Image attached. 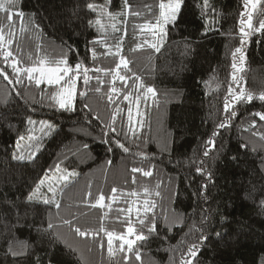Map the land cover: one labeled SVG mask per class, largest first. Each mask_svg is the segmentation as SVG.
<instances>
[{"label":"trees","instance_id":"trees-1","mask_svg":"<svg viewBox=\"0 0 264 264\" xmlns=\"http://www.w3.org/2000/svg\"><path fill=\"white\" fill-rule=\"evenodd\" d=\"M87 2L101 5L105 0ZM161 2L129 0L131 9L121 16L123 0H111L108 10L117 14L113 20L89 13L85 0H17L8 14L23 11L24 16L13 15L12 29L7 27V14L0 12V27L5 39L12 32L10 50L19 67L34 66L43 57L58 60L66 55L72 66L82 62L91 69L92 77L88 86L82 75L77 82L75 111L61 110L50 99L56 90L53 86H37L25 77L23 83L8 84L0 77V264H34L32 249L43 258V264H124L126 254L130 256L128 264H180L188 245L197 240L190 228L198 223L202 207H210L213 213L211 228L206 229L210 240L203 246L198 264H264V208L245 195L250 182L259 178L252 173L264 156V122L254 115L264 112V101L259 99L264 94V31L259 30L264 22V0L253 13L252 29L248 30L252 35L248 37L240 31L247 0H209L208 10H202V0H184L179 19L169 26L166 41L157 52L149 47L155 41L142 25L155 23ZM97 19L100 25L89 26V20ZM94 38L101 41L94 46L95 58L86 51V45L93 48L89 41ZM117 44L120 52L114 55ZM238 47L243 48V61L239 54L234 60ZM120 56L129 61L131 69H120L121 75L128 77L126 83L113 81ZM233 63L237 64L239 87L233 83ZM0 67H5L2 55ZM97 68L102 71L96 72ZM6 70L11 74V69ZM140 82L153 87L156 95H149L147 102L141 98L137 106L136 96L143 93V89L137 90ZM230 85L236 92L251 93L253 100L234 103L237 115L229 127L220 129L213 149L206 142L225 117ZM112 87L118 90L113 95L115 103L108 99ZM81 91L87 96L79 95ZM129 93L131 99L124 100ZM117 107L115 127L129 148L127 153L115 146L109 152L101 138ZM129 108L135 136L128 132ZM29 118L37 123L29 125ZM139 120L144 122L142 128L137 125ZM40 121L54 124L56 131L48 136L42 131L31 138ZM35 137H42L36 159L14 160L13 153L18 154V147L28 139L32 151L36 150ZM84 144L89 146L87 150ZM241 144L247 148L242 149ZM205 150L209 151L207 157L203 156ZM201 160L214 178L208 187V204L193 195L205 179L196 172ZM133 167L151 170L153 175L133 174ZM64 170L78 175L69 178L63 194L57 191L59 210L26 202L45 173L51 176ZM61 187L63 183L57 189ZM145 187L151 195H145ZM100 194L105 196V207H91ZM145 199L155 202L148 218L155 216L160 237H152L146 244L137 241L134 247L141 252L140 261L134 253L120 252L118 239L113 241L115 255L110 256L106 232L126 235L129 220L138 232H146L139 223L144 214L141 211L138 217L136 212ZM65 219L72 225L64 224ZM49 220L55 225L50 230L51 244L48 236L37 232L38 227L46 228ZM74 226L99 235L81 238ZM216 232L221 233L220 238Z\"/></svg>","mask_w":264,"mask_h":264},{"label":"snow or ice","instance_id":"snow-or-ice-1","mask_svg":"<svg viewBox=\"0 0 264 264\" xmlns=\"http://www.w3.org/2000/svg\"><path fill=\"white\" fill-rule=\"evenodd\" d=\"M249 3H252V6L255 7L254 0H248ZM17 0H0V12L6 13V19L8 21L7 27L9 29H12L14 25L12 24L13 21V15H17L19 17H23L24 13L23 11H20L18 13L8 14L9 8H12L16 5ZM111 5V0H105L104 4L97 5L95 3H90L85 0V7L88 10L89 13H98L100 16H107L109 19H116L117 14L112 13L108 10V8ZM184 5V0H167V2L159 3V14L155 17V23H145L142 25V29L147 30L150 32L153 36V39L155 42H145L149 43V47L154 49L155 51L159 52L160 48L163 46V44L166 41V38L168 36V29L169 26H174L179 19L182 6ZM211 8V5L209 3V0H202V10H208ZM122 11L119 13V15L123 16L127 14V12L131 9V5L129 4V0H123V4L121 5ZM149 11L151 9L149 8ZM214 12V9H212ZM133 15H139V12H133ZM241 33L243 36L248 37L252 35L251 31L245 32L244 30V21L241 20ZM89 26L100 25V20L97 19L95 21L89 20L88 21ZM115 27V26H114ZM247 27L249 29H252V23H251V17L248 19ZM260 31H264V22L260 24ZM207 31L203 33V35H206ZM9 38L5 39L4 36V29L3 27H0V49H3L2 55L3 61L5 62V67H0V77H3L4 80L8 82V84L13 83H23L22 77H25L29 82H35L37 86L41 84H47L50 86H53L56 90L51 93L50 99L55 102V104L58 106L59 109L64 111H75V97L77 95V82L81 79L82 75V82L85 86H88L90 83V80L92 77L89 75V72L91 69L85 67L82 62H77L75 66H72L69 64V61L67 59V56H62L58 60H49L47 57L40 58L38 63L31 67L21 68L18 66L19 61L12 58L13 53L10 50L12 40V32L9 31L8 33ZM98 43H101V41L97 39H93L92 41H89V44L93 45V48L89 49L86 45V51L90 52L91 56L95 58L96 52L94 46ZM244 40L241 41V44L243 45ZM7 46V47H6ZM69 47V51H73L71 46ZM138 47H143V45H138ZM109 52H111V48H109ZM120 47L119 44L116 46V52L114 55H119ZM237 54H239L240 61H243L245 59L243 48L238 47L233 52L234 60L237 58ZM12 58V59H10ZM123 67V69L131 71L129 69V61L123 57L120 56L119 63L116 64L115 74L113 76V81L116 79H119L120 81L127 82L128 77L125 75H121L120 69ZM11 69V74L6 70ZM232 68L234 70L233 72V83L239 87L237 77L235 75V72L237 69V64L233 63ZM242 70V69H240ZM96 72L102 71L101 69L97 68L95 70ZM136 80H139V77H135ZM96 80L98 83H103V81L100 80L99 76H96ZM143 89L142 97L141 95L136 96V104L139 106L141 98L144 99L145 102H147V99L149 95L152 97H155L156 92L155 89L151 86H146L142 82H140L137 85V90ZM97 92L100 91V88L95 89ZM118 90L115 87H112L110 90V94L108 96V99L110 102L115 103L113 100V95L117 94ZM86 91H81L79 95L81 96H87ZM131 93L124 96V100H130L131 99ZM259 99L261 101H264V94H261L259 96ZM253 100V96L251 93L246 94L243 90L236 92L232 89L231 85L229 86V92L228 96L225 97L224 102V112L225 117L223 120L219 122V124L216 126L214 131L212 132L211 137L206 142L207 145L211 146V148L216 147V141L215 138L220 135V129H224L230 126V121L233 117L237 115L235 109H234V103H240V102H251ZM85 108H88V105H84ZM120 109L117 107L116 110L113 112L111 116L110 123L106 124L104 127L107 129L106 131H102L101 138L102 142L106 145H108L107 150L109 152H112L114 150L115 146L116 148L121 149L124 153L129 152V148L125 146L124 143L121 142L119 136L120 134L117 133L116 120H117V114L119 113ZM137 112L139 113V107H137ZM256 117H259V120L264 122V112H256L254 113ZM128 121L130 127L128 128V132H131L132 135H137L135 127L132 125V119H131V108H129L128 113ZM27 123L29 125H35L37 122L33 121L31 118L27 120ZM42 125V131L44 136L51 135V133L56 131V126L50 122L46 121H40L39 122ZM143 121L139 120L137 121V125H139L140 128L143 127ZM256 123L255 121L252 122L251 127H255ZM46 129V130H45ZM115 134V135H113ZM124 135H127V132L123 133ZM20 139H23L21 137ZM37 141L36 150L29 153V155L26 157L23 154H17L13 153V159L18 161H25L27 160H35L37 153L39 152L42 137H35ZM261 139H264V134H261ZM19 146V145H18ZM240 147L242 149H246L247 145L241 144ZM83 148L87 150L89 146L87 144L83 145ZM209 155V151L205 150L203 153L204 157H207ZM233 160L236 159V157H232ZM107 164L111 165L112 161L108 160L106 162ZM57 170H60L59 165L56 166ZM131 172L133 174L135 173H141L144 177H151L153 175L151 170H143L142 168L133 167L131 169ZM196 172L205 177L204 182L199 185V190L194 192L193 195L196 197L197 201H203V204L209 203L208 198V187L209 183L213 182V173L211 171H206L204 168V161L201 160L199 166L196 168ZM78 173L74 170L68 171L64 170L62 172V175L60 177V180L63 183V187L57 189L56 187H53L51 183L47 184V191L51 193V196H47L42 194V189L45 187L46 180L45 178H40L38 183L35 184L34 188L30 190L28 195L26 196V202L29 204H36V205H44L46 209H50L51 207H55L57 210L61 208L60 201L56 198L57 191L61 194H63L64 189L68 187V184L70 182V177L77 176ZM252 175L255 177L258 175V179H253L250 182L249 188L246 192V197L251 199L254 203H258L261 208H264V156H260L258 161V168L253 170ZM47 176V173H45V177ZM132 182H136L135 175L132 177ZM157 187H159L157 185ZM117 189L113 188L112 192L116 193ZM144 193L146 196L151 195V192L149 188H144ZM89 196H91V193H88ZM131 195H136V193H131ZM155 195L159 196L160 193L157 191ZM113 199H115V196H113ZM105 196L103 194H100L99 197L96 199L95 203L91 205V207H105ZM155 202L150 199H145L143 201L142 209L138 207L136 209L137 216L139 217L141 214V211L144 214V219H141L139 223L146 229L145 231H137V229L133 226V222L129 220L128 226L126 228V235L120 234V235H114L113 232H106L107 235V250L110 256L115 255V250L113 248V241L114 239H118L121 241L119 245V251L120 252H126V253H134L135 259L137 261L141 260V252L138 251L134 245H137V241H140L144 244L148 243L150 241V238L160 237V233L158 231V222L153 216L151 219L148 218V213L151 212L155 208ZM132 209L129 207L128 212L131 213ZM212 213L213 209L209 208H201L199 213V221L198 223H194L192 228H190V232L195 231L197 234V240L194 243H191L188 245L186 251L181 255L180 258V264H198V257L203 249V246L207 241L210 240V233L206 231V229L211 228L212 223ZM58 214V213H57ZM64 224L72 225V222L70 220L65 219L63 221ZM41 224H44V221H41ZM55 225L49 220L47 222V227H38L37 232L40 234L41 237L48 236L49 237V243H52V233L50 230L54 229ZM73 230L75 234L81 238L85 237H95L99 235L98 232H88L82 230L80 227H73ZM100 231H105L103 228L100 229ZM217 238L221 237V233L216 232L215 233ZM131 237H134L131 238ZM125 246H127L125 248ZM11 251V247H10ZM13 255H18L16 252H12ZM30 254L35 255V261L34 264H43V258L35 252V249H32ZM124 264H128V261L130 260L129 255L123 256ZM50 264V262H49Z\"/></svg>","mask_w":264,"mask_h":264},{"label":"rangeland","instance_id":"rangeland-1","mask_svg":"<svg viewBox=\"0 0 264 264\" xmlns=\"http://www.w3.org/2000/svg\"><path fill=\"white\" fill-rule=\"evenodd\" d=\"M259 1L260 0H254L255 7H253L252 3H249L247 0L245 12L243 14L245 32H248V30H251L247 27L248 19H249V17H251V23H252L253 13H254L256 7L258 6ZM132 114H133L132 115L133 122L136 123V117H137L136 110H134ZM37 125H38V129L35 131V135H33L31 138H33L34 136H38L40 134V132H42V125L40 123H38ZM30 152H32V144L28 139L24 144H21L20 147H18V154H23L27 157ZM61 175H62V173L56 172V173L52 174L51 176L45 177L46 183H45V187L42 189V194L47 195V196L50 194L47 191V184L48 183H51L53 185V187H56V188L60 187L62 184V181L60 180Z\"/></svg>","mask_w":264,"mask_h":264}]
</instances>
